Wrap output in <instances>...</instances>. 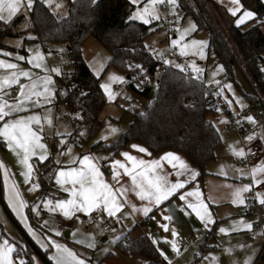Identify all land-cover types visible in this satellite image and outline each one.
I'll return each mask as SVG.
<instances>
[{"label":"crops","instance_id":"1","mask_svg":"<svg viewBox=\"0 0 264 264\" xmlns=\"http://www.w3.org/2000/svg\"><path fill=\"white\" fill-rule=\"evenodd\" d=\"M40 1L42 2V0ZM70 1L72 0H68L67 6L63 8L64 14L61 8V12L55 10V15L58 18L67 15ZM128 1L130 3V0ZM209 1L217 7L220 13L226 16V12L217 2L215 3L213 0ZM258 5L264 7L262 2H259ZM208 7L212 8V10L214 9L212 5ZM49 9L53 12L52 8ZM30 11L26 7H22L16 15L23 17L22 22L17 28L18 32L24 33L22 36L3 37L0 39V53H11V55L0 54V60L17 64L19 69L29 71L32 73L33 80L45 75L52 77L53 84L50 85V88L53 90L54 95L51 97L50 103H46L43 98H40L39 106H35L32 101H26L24 105L26 110L13 113V117H11L39 115L42 118L43 132L41 135L43 139L41 142L46 145L48 156L42 162L38 157H32L30 162L34 165V172L31 179L26 181L22 174L25 171L24 166L19 163L18 157L8 148L6 142L0 138V162L5 166L4 168H0V181L2 198L7 209L37 247L47 253V260L51 264H56L55 259H53L57 254L56 248L52 246V242L54 241L75 252L81 259H85L87 264H147L144 258L122 252L116 248V243L122 238L126 242L129 239H135L138 236L144 235L150 240L158 254L163 258L165 264H205L206 258L214 253H217L219 259L222 262L225 261L227 264H245L246 261H249V258H251L250 264H253L261 247L264 224L259 222V218L262 217L264 219V212L258 215L254 210L244 211L243 207L249 203L250 199H254L257 205H262L259 203L256 193H264V184H255L250 172L254 166L264 161V157L258 161H251L247 156L253 141L258 140L261 143L255 135L256 132H261L260 126L247 133L244 137L242 130L237 131L241 135L235 133L227 134L224 137L220 135L221 145L215 149L214 160L205 166V175L201 180L199 179V175L194 180L190 179L188 173L177 177V169L172 168L167 161H161L162 168L158 169L160 174H167L171 182H175L177 179L182 181L187 180L188 182L185 184V187L178 190V192L158 206L148 205V201H141L135 195V192L129 191L126 197H121L122 201L126 198L129 203L125 204L123 210L117 213L119 222L117 221V217H109L106 213L98 214L93 212L90 217L97 221V225L85 229L82 226V221L89 216L84 213H76L72 219H66L59 211L51 212L44 206L48 201L55 203L57 200L69 198L68 193L64 192L56 183V173L69 167H80L79 159L85 155L96 158L95 162L103 173V178L116 188H131V178L123 174V169H119L121 173L119 183H116L112 179V165L114 161L119 160L129 168L132 167L131 162L127 161L122 155L125 152L136 157L138 160L142 159L146 162L159 160L165 153L171 152L180 156L191 169L198 173L199 170L191 165L183 154L175 151H164L159 154H153L143 145L136 142L128 144L118 152H114L109 148V145L129 127L131 123L130 114L129 119L121 123H117L111 119L110 121H106V118L102 119L100 116L101 124L95 136L77 146L73 141L75 126H71L65 119L68 117V114L71 118L70 113L72 110L66 108L62 103L55 102V93L61 87L59 80L63 76L64 63L61 64V58H58L60 61L56 59L61 54L59 55L57 52L54 54V47L52 45L48 51H45L36 40L35 35L27 32L30 22ZM257 21L255 11V18L253 20L246 22L244 25L237 26V24H234V26L245 27ZM4 24L3 21H0V29ZM86 41L82 45V56L89 70L95 76V71L92 70L86 56ZM62 48H64V53L66 54V45L62 44ZM36 51H39L43 55V65L48 69L47 72L43 68H36L28 63V60L35 56ZM19 56H24L25 59L19 60ZM262 58L264 60V53L262 54ZM188 63L191 71L197 73L190 66V58ZM53 68H58L60 74L57 75L55 72H52L51 69ZM13 71L16 70L0 68V76L10 75ZM20 83L29 84L30 80L26 77H21ZM38 90L42 91V88H38ZM19 91V84L13 85L11 88L5 90L6 94L3 95V98L9 101V103H15V98ZM36 99V97L32 98L33 101ZM125 113H128L127 110H124ZM45 116H50L52 120L51 125L43 120ZM6 119L10 118L6 117ZM121 119L122 117L119 118V120ZM2 124L3 121H0V126ZM38 127L37 125H33L34 129ZM111 128H116L118 131L115 134H110ZM81 129H83V125L80 126ZM229 131L233 132V130ZM249 135L253 136L251 141L246 139ZM104 136L107 139H101ZM239 138L241 139V143ZM133 145L143 147L147 151L139 152L132 147ZM230 145L237 150L244 149L245 155L243 157L234 155L229 147ZM1 146L3 149H1ZM262 146L264 147L263 144ZM74 158L77 162L74 164L70 163ZM221 168H223L226 175L218 174ZM40 174L43 175L46 182L44 191L40 187ZM256 179L264 180V173L258 174ZM13 184L15 185V190L19 192V199L25 205L19 211L9 202V193ZM34 184H38L39 188L33 190L32 186ZM244 185H251V191L243 193L244 204L232 203L233 191ZM65 187L71 186L65 185ZM197 187L202 193V199L208 205V211L212 215L213 223L207 226L191 209L186 207V201H181L179 198L183 193L194 190ZM188 200L194 201V198L189 197ZM133 204L137 208L150 206L152 211L147 216L142 212H133L131 209V205ZM168 216L172 217L171 221L165 219ZM107 219H112L115 226L111 231L103 232L101 223ZM248 223L252 224V228L245 227V224ZM164 224L168 225L167 231L162 227ZM221 228L226 229V231L221 232ZM173 230L178 233L175 237L171 234ZM57 232L60 234L57 235ZM211 232L212 236H210ZM117 236L120 237L119 240H116ZM92 239L96 242L95 248L87 247V243ZM79 240H83L84 243H77ZM173 241L176 243L179 252L173 250L170 243ZM203 243H205V247H202ZM106 249L108 251H105ZM31 261L32 255L29 263Z\"/></svg>","mask_w":264,"mask_h":264},{"label":"trees","instance_id":"2","mask_svg":"<svg viewBox=\"0 0 264 264\" xmlns=\"http://www.w3.org/2000/svg\"><path fill=\"white\" fill-rule=\"evenodd\" d=\"M132 8L133 5L128 0H72L67 15L58 18L43 2L36 0L30 11L27 32L35 35L45 51L54 43L66 45V60L71 71L63 72L62 85L55 93V102L79 112L83 129L74 141L77 146L95 136L106 104L100 80L92 74L82 56V45L87 39L95 40L107 50V68L129 76L127 63L131 61L142 65L150 80L155 75L157 65L154 53L144 45L145 38L150 34V25L129 20ZM176 8L182 10L184 16L193 18L196 30L207 32L208 50L213 51L217 62L227 70L229 76L233 65L241 70L253 91L248 97L249 102H264V23L260 21L264 15V7L257 5L255 11L258 21L245 27L234 26L213 6L218 13L215 22L206 0H177ZM22 20L23 17L18 15L10 23H5L0 29V39L22 36L24 33L17 31ZM220 25L235 45L241 61L237 59ZM126 86L135 91L132 77L129 76ZM149 88L141 96L147 97ZM208 99L203 83L187 78L179 69L165 68L160 71L155 96L143 111L137 108L127 110L131 115V123L109 148L118 152L136 142L153 154L179 152L199 170L201 180L205 175V166L214 160L215 149L221 145L218 130L207 120V114L212 111L208 106ZM39 181L41 190L44 191L46 182L42 174ZM1 239L0 233V241ZM33 244L37 247L34 242ZM204 244L202 247H205ZM116 248L144 258L147 264H165L144 235L126 242L122 238L116 243ZM41 252L47 258V253ZM19 253H23L28 262L34 254L25 241L23 246L17 247L13 257Z\"/></svg>","mask_w":264,"mask_h":264},{"label":"snow or ice","instance_id":"3","mask_svg":"<svg viewBox=\"0 0 264 264\" xmlns=\"http://www.w3.org/2000/svg\"><path fill=\"white\" fill-rule=\"evenodd\" d=\"M36 0H0V21L4 23H10L12 19L19 13L22 7H26L31 10L33 8ZM42 2L53 9V14L55 15L56 9L61 8L63 5L57 0H42ZM130 3L134 6L135 11L130 16V20H139L143 24H150L153 20H160L161 16L158 11V6L163 4H169L173 6V10L177 7V0H130ZM143 3L142 7H139ZM233 7H229L228 11L231 15L236 16L238 12L241 11L242 5L241 0H230ZM255 17V13L251 11H243V13L236 20L237 26L244 24L246 21L251 20ZM196 25L194 23H189V25L183 30L176 29L179 33V39H173L171 44L173 47H179L180 55H198L200 58H204V49L207 46L206 41L191 40L189 43H183L185 37L189 35L192 31H195ZM3 55H11V53H0ZM158 57L163 58V53H157ZM19 60H24V56H19ZM44 57L39 52L36 51L35 56L28 60V63L32 64L36 68H43L44 71H48L43 65ZM165 64H172L174 67L179 68L181 71L184 70L183 66L179 64H174V62L165 60ZM192 69L200 73L202 69L198 68L193 62L191 65ZM134 67L140 69L141 73L145 72L142 65H135ZM0 68L14 69L16 71L11 72L10 75L0 76V121H3L2 126H0V138H2L8 148L18 157V161L24 166L25 171L22 173L25 180H30L34 172V165L30 162L32 157H38L42 162L47 159L48 150L44 143H42L43 124L42 118L39 115H30L27 117L17 116L13 117V113H19L26 110L24 108L26 101H32L35 106H39L40 98L46 103L51 102V97L54 95L53 90L50 85L53 84L52 77L50 75H45L42 77H37L35 80L32 79V73L19 69L17 64L8 63L4 60H0ZM101 69L96 70V75L99 76ZM222 71V68L220 69ZM57 75L60 74L58 68L51 69ZM26 77L30 80L29 84L20 83V78ZM126 80L122 76H117L112 74L108 77L107 82L101 83L100 87L103 89L109 101H113L119 93L114 92L112 89V84L114 83H125ZM218 83V82H217ZM19 84V93L15 98V103H9V101L3 98L6 94L5 90L11 88L13 85ZM227 88H231V85H225ZM38 88H42L38 90ZM36 97V100H32ZM130 99V97H126ZM229 106H231L232 101H228ZM243 106V105H242ZM50 111V110H49ZM219 111V109H217ZM9 117L10 119H6ZM249 122L255 124L256 121L252 116H248ZM43 120L49 125L52 124L50 116L43 117ZM221 123H226V121H221ZM240 123V121H237ZM33 125L39 126L34 129ZM118 131L116 128L110 129V134H115ZM83 135V133H81ZM101 139H107L106 136ZM247 140L251 141L253 139L252 135L246 137ZM139 152H146L147 150L138 145L132 146ZM234 155L243 157L245 155L244 149L237 150L233 146H229ZM71 151V149H69ZM125 159L131 162L132 167L129 168L125 163L119 160L113 162V176L112 179L119 183L121 173L119 169H123V174L131 178V188H116L113 184H109L104 178L103 173L100 171L96 158L85 155L79 159L78 168L69 167L66 170H59L56 173V183L61 187V189L68 193V199L57 200L55 203L48 201L44 206L51 212L59 211L66 219H72L76 213H84L87 216H91L93 212L96 213H106L109 217H117V213L121 212L128 204L129 201L125 198L123 201L121 197H126L129 191L135 192V195L141 201H148V205H160L163 201L167 200L170 196L174 195L178 190L183 189L187 180L177 179L175 182H171L168 179L167 174H160L158 169L162 168L161 161H167L172 168L177 169V177L184 176L188 173L190 179L194 180L199 173L189 167V165L175 153H165L159 160H153L146 162L142 159H137L136 157L125 152L122 153ZM77 160L74 158L70 163H76ZM4 164L0 162V168H4ZM264 173V161L260 162L258 165L251 169V176L253 177V182L257 185L264 184V180L256 179L258 174ZM219 175H226L221 168ZM65 185H70L71 187H65ZM33 190L39 188L38 184L32 186ZM251 191V185H244L243 187L236 188L232 195L234 204H244L243 193ZM189 197H193L194 201L188 200ZM256 197L259 203L264 205V193H256ZM181 201H186V207L191 209L196 216L205 223V226L213 223L212 215L208 211V205L202 199V193L197 187L194 190L187 191L180 195ZM9 202L16 207L17 211L22 209L25 205L22 200L19 199V192L15 190V185L13 184L9 193ZM133 212H142L145 216L152 211L150 206H144L142 208H137L134 204L131 205ZM154 218V217H153ZM165 219L171 221L172 217L168 216ZM119 222V218L117 217ZM47 223V222H46ZM162 227L167 231L168 225L164 224ZM245 227L252 228V224H245ZM221 232H225L226 229L221 228ZM57 235L60 233L57 232ZM172 236L178 235L176 231H172ZM75 235V234H74ZM120 237L117 236L116 240ZM155 242V241H154ZM77 243H84L83 240L77 241ZM115 243V241H113ZM174 251L179 252L176 243L170 242ZM52 246L56 248L57 254L53 257L56 264H87L85 259H81L75 252L68 249L64 245L57 244L54 241ZM87 247L95 248L96 242L94 239L87 243ZM15 251L14 247L9 244L7 240L0 243V264H13L11 254ZM105 251H108L107 249ZM163 255V253H161ZM167 259V257H165ZM215 259V258H213ZM246 261L245 264H250Z\"/></svg>","mask_w":264,"mask_h":264},{"label":"rangeland","instance_id":"4","mask_svg":"<svg viewBox=\"0 0 264 264\" xmlns=\"http://www.w3.org/2000/svg\"><path fill=\"white\" fill-rule=\"evenodd\" d=\"M213 1L215 3L217 2L218 5L226 12L227 19H230L233 25L234 24L236 25V20L243 13V11H251L255 13V8L258 5V3L262 2L264 4V0H244V1L241 0V5H242L241 11L238 12L236 16H233L228 11L229 7H233V5H231L230 3V0H213ZM57 2L63 5L61 7L62 10L68 4V0H57ZM206 2L208 3V6L209 5L215 6L209 0H206ZM142 6H143V3L139 5V7H142ZM136 7L137 6L133 5V8L130 14L128 15L129 20H130V16L135 11ZM59 9H56V11L61 12V9L60 10ZM208 9L213 19L215 20V22H217L218 13L216 12V10L215 9L212 10V8H209V7ZM158 11L161 16L160 20H153L150 24H144L147 26L150 25V28H149L150 34L145 38L144 45L147 48H149V50L153 52L154 55L157 57H158L157 53L162 52L163 58H160V57L158 58L162 59L163 62L165 60H169V61L174 62V64H177L176 61L174 60V56L176 54H180V49L179 47H173L171 44V41L173 39H179V33L176 31V29L183 30V28L187 27L189 23H194V20L191 16H184V12L182 10H180L179 12H176V8L173 10V6L169 4L159 5ZM63 14H64V10H63ZM174 15H176L179 18V20L176 23L172 22V17ZM251 20H248V21H251ZM131 21H134V20H131ZM135 21L142 23L139 20H135ZM244 24H241V25H244ZM220 29L224 31V33L226 34L224 27L222 25H220ZM226 37H227L229 44L234 49L237 59L241 61V57L235 45L233 44L231 39L227 36V34H226ZM191 40L206 41L207 46L204 49V58H200V56L198 55H188L190 58V64L194 62L197 67L206 71V77H205V82H204L205 85L213 84V85H219L223 87V94L220 97L223 103L222 105L218 106L214 111H211L207 114V120H210L215 125L221 137H224L225 135L230 134V133H235L237 135L240 134V133H237V131L239 132V130H233V132H230L228 130V126L230 124H236L240 126L242 123H244V127L242 129L243 137L247 133L255 130L258 126H260L261 132L260 133L256 132L255 135L264 145V102H260V101H258L257 103L249 102L248 97L253 94V91L251 90L250 86L244 79V76L241 70L236 65H233L231 68V75L229 76L227 70L220 63L217 62L216 56L213 53V51L208 50V36H207L206 31L195 29V31H192L189 35L185 37V40L183 41V43H189ZM62 44L63 43L52 44V47H54L53 53L56 54L57 52L59 55L61 54L56 59L57 61L61 60L60 61L61 64L64 63L63 72H70L71 66L67 64L66 54L64 53V48H62ZM86 45H87L86 46L87 50L85 52H86L87 59L89 63L91 64L92 70L95 71V76L100 78V85L101 83L107 82L108 77L112 74L124 77L127 82L125 74H122L113 68H107L109 56H108L107 50L103 46H101L98 42H96L95 40L91 38H89V40L86 41ZM58 58H61V59L59 60ZM137 65H140V64H137ZM168 65L175 69H179V68L174 67L172 64H168ZM101 68L102 70H100L99 76H97L96 70L101 69ZM127 68H128V74L130 77H132V80L134 81V86H136L137 83L141 79H143L144 76H141V77L135 76L136 70H140V69L135 68V70H133L128 66V63H127ZM221 68H222V71L220 70ZM159 74H160V70L157 68L154 77L151 79V85H150L149 93L147 97H140L134 91L126 88V82L123 84L114 83L112 84V89L114 86H116L118 88H121V92L119 95L116 96V98L113 101H109L103 89L101 88L102 92L104 93L105 100H106L105 107L103 108L102 113H101V118L102 119L106 118L105 119L106 121H110L111 119L117 123H121L124 120L129 119V113L124 114V110H128L133 107H129V108L126 107L120 98L127 99V100L140 101L141 108H139V110L143 111L144 108L147 106V104L150 102V100L156 94L157 80H158ZM59 85H62L61 80H59ZM225 85H231V88L229 89L225 87ZM126 97H130V99ZM229 100L232 101L231 106H229L228 104ZM217 109H219V111H217ZM70 115H71V118L69 117V114H68L67 115L68 117H66L65 119L68 121V123H70L71 126L74 127L75 126L74 118L80 117V114L78 111L72 110ZM248 116H252L254 120L256 121V123L253 124L249 122L247 119H245ZM120 117H122L121 120H119ZM222 120L226 121V123H221ZM237 121H240V123H237ZM239 141L241 143V139ZM0 233L2 234V239L0 243H2L4 240H7L9 244L14 247L15 250L17 249L19 245H22V246L24 245V240H23L22 235L20 234V232L18 231L14 223H12V221L9 219V217L7 216V214L5 213L1 205H0ZM13 253L11 254L13 264H44L40 260V258L36 256L35 254H32V261L31 263H29L23 253L17 254L15 258L13 257ZM206 259L207 260L205 264H227L225 261L222 262L219 259V255L217 253L210 254V256H208V258Z\"/></svg>","mask_w":264,"mask_h":264},{"label":"built area","instance_id":"5","mask_svg":"<svg viewBox=\"0 0 264 264\" xmlns=\"http://www.w3.org/2000/svg\"><path fill=\"white\" fill-rule=\"evenodd\" d=\"M180 9L179 8H176V12H179ZM179 20V18L174 15L172 17V22L173 23H176L177 21ZM260 21L264 23V15L260 18ZM174 60L176 61L177 64L183 66L184 70L181 71L180 69V72L183 73L187 78H190V79H194L196 80L197 82H200V83H203L205 88H206V93L208 94L209 96V99H208V106L210 107V109H212V111H214L218 106L222 105L223 101L221 100V96L223 94V87L222 86H219V85H205V77H206V71L205 70H202V72L200 73H193L188 65V61H189V56H184V55H180V54H176L174 56ZM154 61L157 65V68L162 71L164 70L165 68H168V67H171L169 66L168 64H165L163 62L162 59L158 58L157 56L154 55ZM136 64L135 63H132L131 61L128 62V66L135 70L136 67H134ZM263 75H264V70H263ZM135 76L137 77H141V76H144L143 79H141L135 87V93L140 96V97H143L141 96V93L147 88V87H150L151 85V80L150 78L147 76V74L144 72V73H141L140 70H136L135 72ZM126 88H128L126 86ZM129 89V88H128ZM113 91L114 92H117L120 94L121 92V88H118L116 86L113 87ZM121 101L123 102V104L126 106V107H133V108H141V105H140V101L138 100H127V99H123V98H120ZM75 119V128H74V132L75 134L73 135V141L76 140L77 138V135L78 133L80 132V126L82 125L81 124V116L80 117H77V118H74ZM244 127V123H242L240 126L236 125V124H230L228 126V129L229 130H242ZM248 159L251 160V161H258L260 160L261 158L264 157V147L262 146V144L258 141V140H255L252 142L250 148H249V151H248ZM242 161V159H241ZM244 211H252L254 210L256 214L258 215H261L263 212H264V205H257L255 202H254V199H250L249 200V203H247L244 207H243ZM259 222L264 224V219H262V217L259 218ZM97 225V221L92 218V217H88V218H85L83 221H82V226L85 228V229H88V228H91V227H94ZM115 224H114V221L112 219H107L105 221H103L101 223V229L103 232H109L111 231L113 228H114ZM253 264H264V232H263V235H262V242H261V247H260V250L257 254V257L254 261Z\"/></svg>","mask_w":264,"mask_h":264},{"label":"water","instance_id":"6","mask_svg":"<svg viewBox=\"0 0 264 264\" xmlns=\"http://www.w3.org/2000/svg\"><path fill=\"white\" fill-rule=\"evenodd\" d=\"M126 79H129V76H126ZM0 205L1 207L4 209L5 213L7 214V216L9 217V219L12 221V223H14V225L17 227L18 231L20 232V234L23 237V240L30 246V248L32 249V251L34 252V254L36 256H38L40 258V260L44 263V264H51L47 258L42 254V252L33 244L32 240L30 239V237L27 235V233L22 229V227L18 224V222L13 218V216L11 215L10 211L7 209L3 198H2V193H1V181H0Z\"/></svg>","mask_w":264,"mask_h":264}]
</instances>
